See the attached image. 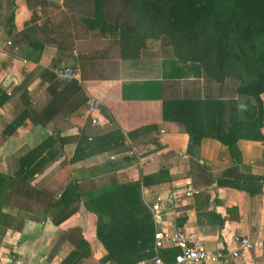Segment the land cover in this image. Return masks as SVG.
<instances>
[{
    "label": "crops",
    "instance_id": "0c3cea01",
    "mask_svg": "<svg viewBox=\"0 0 264 264\" xmlns=\"http://www.w3.org/2000/svg\"><path fill=\"white\" fill-rule=\"evenodd\" d=\"M78 2L13 0L8 35L4 23L11 0H0V173L25 174L21 160H26L30 168L37 166L30 184L41 186L57 172L60 155H72L78 130L90 136L117 130L122 146L71 162L70 171L97 173L86 179L100 186L110 177L125 183L166 170L167 179L141 187L153 234L177 228L196 231L202 247L219 254L230 247V236L239 233L256 247L215 264H264V185L248 194L216 182L232 167L239 174L264 176V141L239 138L232 152L212 137L187 146L183 124L162 120L160 99L149 97L201 98L202 79L162 77L164 56L155 54L157 40H147L137 57L121 56L116 29L100 20L95 27L86 16L90 7ZM54 66L76 68V78L50 76ZM86 96L100 104L95 125L85 112ZM14 121L16 128L9 133ZM41 145L45 147L34 157L28 155ZM109 165L115 167L102 171ZM40 201L20 198L17 206L39 209ZM12 204L1 196L0 264H71L77 255L73 264H109L102 261L106 252L95 235V217L81 202L69 206V215L60 221L64 214L54 209L30 212ZM175 250L156 247L153 238V255L134 264H154V257L166 263Z\"/></svg>",
    "mask_w": 264,
    "mask_h": 264
},
{
    "label": "trees",
    "instance_id": "16d2710c",
    "mask_svg": "<svg viewBox=\"0 0 264 264\" xmlns=\"http://www.w3.org/2000/svg\"><path fill=\"white\" fill-rule=\"evenodd\" d=\"M78 3L86 9L90 7V15L86 16L94 26L100 20L116 29L121 56L137 57L146 50L147 40H157L159 48L155 54L164 56L162 77L202 79L201 98L163 99L158 93L149 97L160 99L162 120L183 124L187 146L197 144L202 137H212L232 152L239 138L264 141V0H79ZM10 4L4 23L8 35L12 34L13 0ZM50 76L53 77L51 72ZM212 85L216 86L211 90ZM17 123H11L9 133ZM73 139L72 155L68 159L60 155L57 172L41 186L30 184L37 166L30 168L26 160H21L25 174L0 173V198L19 210L54 209L55 214H64L59 221L69 215V206L75 204L76 208L81 202L95 217V235L106 252L103 262L134 264L151 257L152 219L141 199V187L167 179V171L159 169L125 183L110 177L105 185L98 186L92 179H86L97 173L74 175L68 165L101 150L122 146L121 133L113 130L90 136L80 129ZM44 147L41 145L28 155L34 157ZM109 167H103L102 171L115 166ZM216 182L255 194L261 191L264 176L239 174L232 167L223 171ZM20 198L29 203L42 199L41 208L18 207ZM78 241L82 243L81 239ZM177 251L171 252L166 263L172 261ZM79 258L77 255L73 263Z\"/></svg>",
    "mask_w": 264,
    "mask_h": 264
},
{
    "label": "built area",
    "instance_id": "2783aa9c",
    "mask_svg": "<svg viewBox=\"0 0 264 264\" xmlns=\"http://www.w3.org/2000/svg\"><path fill=\"white\" fill-rule=\"evenodd\" d=\"M22 62L25 65L26 61L22 60ZM50 72L54 78L60 81L73 80L77 74L76 68L71 67H53ZM83 105L90 124L95 125L97 123L95 115L100 107L98 100L92 96H86ZM153 238L156 247L168 245L178 249L171 262L164 263L159 257H154V264H215L219 260L227 263L229 259L236 258L240 253L251 250L257 245L254 240L239 233H233L230 236V247L219 254H213L202 247L196 231L177 228L170 233L155 232Z\"/></svg>",
    "mask_w": 264,
    "mask_h": 264
},
{
    "label": "rangeland",
    "instance_id": "374dc122",
    "mask_svg": "<svg viewBox=\"0 0 264 264\" xmlns=\"http://www.w3.org/2000/svg\"><path fill=\"white\" fill-rule=\"evenodd\" d=\"M154 43V42H153Z\"/></svg>",
    "mask_w": 264,
    "mask_h": 264
}]
</instances>
